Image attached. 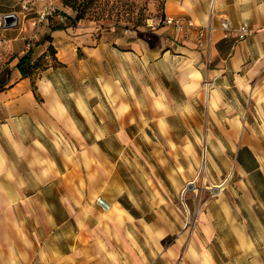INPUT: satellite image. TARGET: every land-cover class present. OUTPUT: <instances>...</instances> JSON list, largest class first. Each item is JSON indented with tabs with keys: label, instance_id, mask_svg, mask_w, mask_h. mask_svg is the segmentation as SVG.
Instances as JSON below:
<instances>
[{
	"label": "crops",
	"instance_id": "crops-1",
	"mask_svg": "<svg viewBox=\"0 0 264 264\" xmlns=\"http://www.w3.org/2000/svg\"><path fill=\"white\" fill-rule=\"evenodd\" d=\"M27 1L24 20L18 0H0V19L18 20L1 33L0 264H172L171 247L163 248L171 232L160 226L170 222L167 216L133 214L123 202L136 206L133 191H142L154 206L165 202L167 187L180 192L188 184L195 152L185 135L169 134V124L178 117L186 125L193 106H205L211 128L209 173L246 178L244 205L264 211V188L259 195L248 182L259 177L264 187V31L236 37L241 24L264 25V0H165L164 17L213 29L208 64L195 31L182 40L162 25L94 40L79 26L51 32L41 23L34 30L30 21L43 3ZM222 19L233 30L226 39ZM29 50L32 62L44 58L47 66L24 78L17 64ZM208 80L213 85L203 102ZM97 198L108 211L96 206ZM225 220L232 252L252 264L249 257L262 252L247 233L251 221ZM199 224L181 264H218L209 247L217 234L213 215Z\"/></svg>",
	"mask_w": 264,
	"mask_h": 264
},
{
	"label": "rangeland",
	"instance_id": "rangeland-1",
	"mask_svg": "<svg viewBox=\"0 0 264 264\" xmlns=\"http://www.w3.org/2000/svg\"><path fill=\"white\" fill-rule=\"evenodd\" d=\"M55 6V14L48 20V28L61 26H79L81 34L90 36L94 40L105 38H116L131 36L133 33L143 34L152 31L147 28V22L154 26V29L162 26L164 18L163 9L165 0H50ZM80 16L79 20L76 17ZM208 53L205 52L206 64H208ZM209 81V80H208ZM206 81L202 83L203 102L208 96L209 90L205 87ZM213 85V83H212ZM187 124L178 117H173L169 124V134L179 136L185 135L188 145L193 146L196 157L194 172L191 174L193 160L189 157L188 184L192 189L185 191L186 184L179 192L168 188L165 190V202L159 200L156 204H148L147 192L133 191L136 206L123 205L133 214L149 217L153 211L165 214L170 220L167 223H160L161 229L166 227L171 234L164 240L163 248L171 247L172 264H181L187 257L192 245L193 238L200 230V219L211 214L215 220L217 234L215 240L210 244L213 258L218 264H245L239 254L232 252L235 241L230 237L231 228L225 217L232 219L233 226H239L242 219H249L247 233L251 237L252 245L261 254L253 253L249 257L252 264H264V238H260L257 229L256 219L264 226V211L252 208V212L244 205L241 196V186L245 184L246 178L239 177L231 172L230 176L219 180L211 175L208 169V147L207 136L211 128L206 125L205 106L188 108ZM150 136L155 137L156 144L164 149L160 141V134L155 128L150 127L147 131ZM166 150H168L166 148ZM130 169V168H129ZM202 172V173H201ZM254 185L257 194L262 193L261 180L259 177L248 179ZM219 187V188H216ZM137 196V198H136ZM264 198V194H261ZM152 202V200H151ZM239 219V223H236ZM242 225V224H241ZM167 231V232H169ZM219 240V241H218ZM143 243H145L143 241ZM223 249L227 253H222ZM165 258V256L161 255ZM167 261V259L165 260ZM159 264H162L160 261ZM249 264V263H248Z\"/></svg>",
	"mask_w": 264,
	"mask_h": 264
},
{
	"label": "built area",
	"instance_id": "built-area-1",
	"mask_svg": "<svg viewBox=\"0 0 264 264\" xmlns=\"http://www.w3.org/2000/svg\"><path fill=\"white\" fill-rule=\"evenodd\" d=\"M35 2H41L43 3V8L40 13L36 15V18L32 19L30 21V26L32 29H36L41 23L42 24H48L49 18L55 14V6L51 3L50 0H34ZM20 11L22 18L24 20H27L31 13V8L29 5V2L27 0H18ZM162 25L169 27L173 30L174 34L181 38L182 40H187L190 37L191 31H195V44L196 46L203 50L204 52H207L209 54V49L211 46V33L213 32V29L210 26L202 27V28H196L194 24L190 20H185L182 18H171V17H164L162 21ZM147 28L154 30V26L152 24H149L147 22ZM220 30L222 32L223 38H228L233 33V30L231 29V26L226 19H222L219 24ZM3 22L2 19H0V48L4 45V39L2 38V31H3ZM264 31V25L262 27L252 30L249 28L247 24H241L239 28L236 30V37L239 41L244 40L251 34H257L259 32ZM208 63H209V55H208ZM1 68V66H0ZM212 81H206L205 87L206 90H209L210 86H212ZM96 206L103 212H106L109 210V205L101 198H97L95 200Z\"/></svg>",
	"mask_w": 264,
	"mask_h": 264
},
{
	"label": "trees",
	"instance_id": "trees-1",
	"mask_svg": "<svg viewBox=\"0 0 264 264\" xmlns=\"http://www.w3.org/2000/svg\"><path fill=\"white\" fill-rule=\"evenodd\" d=\"M80 16L76 17V20H79ZM67 27L63 28L61 26L52 27L50 30L51 32L61 31L66 29ZM49 40L50 38H46ZM48 53L51 59H53L54 51L52 48H48ZM47 63L45 62L44 58H40L36 62H32L31 60V51L29 50L25 55H23L17 64V68L22 77L32 78L36 72L45 69Z\"/></svg>",
	"mask_w": 264,
	"mask_h": 264
},
{
	"label": "water",
	"instance_id": "water-1",
	"mask_svg": "<svg viewBox=\"0 0 264 264\" xmlns=\"http://www.w3.org/2000/svg\"><path fill=\"white\" fill-rule=\"evenodd\" d=\"M2 22H3V29H12V28H16L17 27V23H18V20H17V17L15 15H7V16H4L2 18ZM192 189V184H188L186 187H185V191H189Z\"/></svg>",
	"mask_w": 264,
	"mask_h": 264
},
{
	"label": "bare ground",
	"instance_id": "bare-ground-1",
	"mask_svg": "<svg viewBox=\"0 0 264 264\" xmlns=\"http://www.w3.org/2000/svg\"><path fill=\"white\" fill-rule=\"evenodd\" d=\"M202 173V172H201ZM216 188H219V187H216Z\"/></svg>",
	"mask_w": 264,
	"mask_h": 264
}]
</instances>
